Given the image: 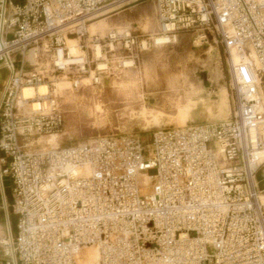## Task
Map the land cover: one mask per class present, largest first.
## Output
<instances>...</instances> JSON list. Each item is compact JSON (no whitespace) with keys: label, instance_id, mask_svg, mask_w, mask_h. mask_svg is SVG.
<instances>
[{"label":"built area","instance_id":"obj_1","mask_svg":"<svg viewBox=\"0 0 264 264\" xmlns=\"http://www.w3.org/2000/svg\"><path fill=\"white\" fill-rule=\"evenodd\" d=\"M137 1L0 0V176L16 216L0 236L7 264H84L93 245L97 264H264V0H152L161 44L128 29L90 33L103 9ZM191 30L223 46L229 118L161 128L148 144L109 134L41 148L65 121L58 78L76 91L102 86Z\"/></svg>","mask_w":264,"mask_h":264},{"label":"rangeland","instance_id":"obj_2","mask_svg":"<svg viewBox=\"0 0 264 264\" xmlns=\"http://www.w3.org/2000/svg\"><path fill=\"white\" fill-rule=\"evenodd\" d=\"M93 21L102 35L112 29H128L143 38H153L158 32L152 0L118 7ZM198 34L196 30L183 31L175 43L152 45L139 54L133 70L111 75L102 86L76 91L70 89V83L61 82L65 121L59 132L60 145L88 143L109 134H135L148 144L152 134L161 128L217 123L229 118L231 78L226 54L211 36L208 42H200ZM123 54L117 51L113 61ZM258 179L264 192V167ZM10 185L9 180L7 186ZM11 226L14 232L15 217ZM89 249L83 251L84 264H90L86 258Z\"/></svg>","mask_w":264,"mask_h":264},{"label":"bare ground","instance_id":"obj_3","mask_svg":"<svg viewBox=\"0 0 264 264\" xmlns=\"http://www.w3.org/2000/svg\"><path fill=\"white\" fill-rule=\"evenodd\" d=\"M116 9H118V8H106V9H103V10H102L99 14H97L93 19H97V18H99V17H101V16H104V15L110 13V12H113V11L116 10ZM95 23H96V21H93V22H91L90 25H89V30H90V33H91V34L98 33V31H99V30H97L96 27L94 26ZM167 39H168V37H166V36H164V37L155 36V37H154V40H155V43H156V44H161V43L165 42V40H167ZM68 44H69L70 53H71L72 55H77V54L80 53V50H79V48H78V44H77V40L69 39ZM95 53H96L97 56H100V54H101V47H100L99 45H97V46L95 47ZM129 63H131V62H129ZM129 66H131V65H129ZM133 68H134V67H130V68H128V70H125V71H123V72H121V73H117V75H121V74H123L124 72L129 71V70H133ZM61 82H62V83H69V81H68L66 78H58V79L55 81L56 86H57V88H58L60 94H61V91L64 89L63 84H62V89H61V87H60V83H61ZM84 82H85L86 84H88V83L90 82V77H87V78L84 80ZM46 88H47V87H46L45 85H42V86H40L39 90H40L41 92H43V91L46 90ZM93 90H95V89H93ZM263 90H264V88H263ZM24 95H25L26 97H33V96L35 95V89H34L33 87H27V88H25V89H24ZM155 122H156V121H155ZM153 123H154V122H153ZM151 124H152V123H151ZM60 135H61V134L57 132V133H52L51 135H48V136H46V137L43 136V137H41L40 142H41L42 145H43V144L60 145V141H59V136H60ZM146 180L149 181V177H146ZM260 199H261V201L264 203V192H262V193L260 194ZM87 248H90L89 250H91L90 253H89V255H88V257L86 256V258L89 259V263H90V264H97V254H98V259H99V250H98V247H97V246H94V245H93V246H88V247H86L83 251H85ZM92 248H95L96 250H94V249H92ZM82 254H83V253H82ZM83 256H84V255H81L82 258H83ZM82 258H81V259H82ZM81 262H83V259L81 260ZM83 263H84V262H83Z\"/></svg>","mask_w":264,"mask_h":264},{"label":"crops","instance_id":"obj_4","mask_svg":"<svg viewBox=\"0 0 264 264\" xmlns=\"http://www.w3.org/2000/svg\"><path fill=\"white\" fill-rule=\"evenodd\" d=\"M7 71L5 69L1 70V74ZM6 76V75H4ZM0 91L2 90V78H0ZM10 178L4 173L0 176V236H4L9 229H12L11 223L12 219L16 216L10 212V204L12 201V183L7 186ZM11 181V180H10ZM10 189V190H9ZM7 258L3 255L0 250V264H7Z\"/></svg>","mask_w":264,"mask_h":264}]
</instances>
